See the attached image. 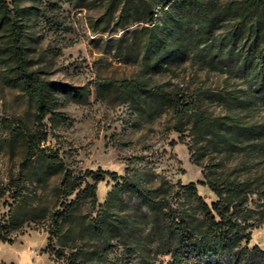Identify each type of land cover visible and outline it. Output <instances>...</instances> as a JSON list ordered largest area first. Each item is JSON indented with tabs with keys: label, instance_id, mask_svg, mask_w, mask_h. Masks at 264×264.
I'll list each match as a JSON object with an SVG mask.
<instances>
[{
	"label": "rangeland",
	"instance_id": "obj_1",
	"mask_svg": "<svg viewBox=\"0 0 264 264\" xmlns=\"http://www.w3.org/2000/svg\"><path fill=\"white\" fill-rule=\"evenodd\" d=\"M243 2L185 0L164 7L160 0H5V4L0 0L1 13L10 12L4 19L0 16V222L16 237L13 243L0 240V264H66L57 249L85 252L84 264H97L93 262L97 252L103 253L107 264H139L142 255L167 264L172 258L165 253L168 240L155 227L169 208L200 218L197 200L185 194L180 184L206 181L210 173L245 180L256 190L249 193L251 211L244 212L251 239H243L241 247L250 250L258 245L264 250V135L257 142L244 139L241 147L221 139L198 136L195 140L189 119L184 121V133L176 130L173 107L152 105L140 97L136 101L106 83L128 78L163 84L199 99L201 111L213 121L233 113L264 124V102L243 109L229 101L233 95L247 94L243 55L261 40L253 32L255 15L248 11L244 15ZM13 22L25 31L29 69L49 83L50 111L41 124L37 97L25 89L16 70ZM168 23L174 42L167 48L179 44L181 52L158 68L152 57L156 47L150 42L154 30ZM219 44L234 48L233 64L224 67L219 55L209 53ZM54 86L58 89L52 90ZM29 129H40L45 136L42 146L58 151L63 164L48 184L36 179L26 185L25 215L10 226L14 193L8 186L25 156ZM98 168L129 175L137 188L125 185L122 196L116 194L106 205L117 181H95L85 175ZM66 175L76 187L69 198L90 182L97 187L98 204L83 195L63 234L55 237V247L48 248L50 214L61 209L66 198L62 188ZM138 187L152 191L159 205L150 207ZM198 188L209 203L218 198L207 184ZM103 208L119 224L100 233L90 221ZM249 250L242 256L225 255L223 262L264 264V255ZM184 258L183 264H218L212 257Z\"/></svg>",
	"mask_w": 264,
	"mask_h": 264
},
{
	"label": "trees",
	"instance_id": "obj_2",
	"mask_svg": "<svg viewBox=\"0 0 264 264\" xmlns=\"http://www.w3.org/2000/svg\"><path fill=\"white\" fill-rule=\"evenodd\" d=\"M164 7L171 6L173 3L185 0H160ZM193 1V0H191ZM244 15L247 11L255 15L254 33L261 40L257 43L256 48H249L245 55H243V62L241 70L244 77L248 81L249 90L245 96L233 95L229 101L237 108H253L259 102H264V0H244ZM5 4V0H2ZM1 13V19L8 17L10 12L4 11ZM155 20L154 14L151 15L150 21ZM173 20L179 21L178 18ZM179 23V24H178ZM177 24L180 26V21ZM165 30L162 32V29ZM161 30H154V39L150 42V46L154 48L152 57L155 60V65L161 68L165 61L176 57L181 52L179 44H175L174 48H167L172 46L173 39L170 25H164ZM11 33L13 39L12 55L17 64L16 70L21 79L25 89L36 95L38 101L37 120L41 124L50 111L46 95H48L50 87L49 83L35 71L29 69V62L27 59L25 46V31L23 26L17 22L11 25ZM182 38L177 41L181 42ZM176 42V43H177ZM211 55L220 56L223 60L222 65L233 64L235 61L234 48H225L219 44L218 48H211L209 52ZM240 55V54H239ZM240 58L237 57V60ZM227 62V64L225 63ZM106 83L111 86H117L124 90L134 100L138 97L151 101L152 105L168 104L173 107L175 117L177 119L176 130L184 133V121L189 119L192 123L190 126L191 133L194 139L197 137L208 138L211 140L221 139V143L241 147L244 139H253L254 142L259 141L264 135V124L259 122H250L243 120L233 113L218 117L215 121L211 120L207 115L201 111V101L199 99H190L185 93L176 90H170L163 84H150L145 81L136 79H121L106 80ZM53 84L54 83H50ZM58 89L57 86L51 88ZM40 129H29L25 132L26 149L25 156L22 160L19 172L10 179L9 188L14 193V203L11 207V215L9 225L15 224L22 217L23 204H26V185L33 183L36 179L42 183L48 184L51 178L58 172V169L63 164L58 151L50 150L42 146V141L45 136L41 135ZM195 161H199L196 157ZM211 174V173H210ZM207 174V180L190 181L185 184H180L184 193L189 197L196 199L199 209L201 211L200 218H193L187 213H180L176 209L169 208L163 212L164 217L156 225L155 229L161 237L168 240V248L165 250L166 254H171V260L167 264H183L184 257H212L218 261V264H226L223 262L225 255H231L235 252L239 256L243 255L244 250H249L248 246L241 247V241L251 239L250 232H247L248 218L245 216V211H251L247 206L249 201V193L256 191L250 188V183L245 180L222 178L220 175L210 176ZM85 175L91 177L95 181L109 178L117 181V186L111 193V199L106 201V205H110L113 197L116 194L122 196L125 190V185H137L133 182L129 175H122L117 171L98 168L96 170L90 169L85 172ZM72 178L64 176L63 187L65 189V200L61 202V209L55 210L50 214L51 224L49 227V247L54 246L55 237L63 234L66 224L75 214L78 205L81 203L83 195H89L91 202L95 206L98 204L97 187L95 184L87 182L86 188L79 190L74 198H69L75 193L76 187L71 186ZM199 184H207L218 196L216 200L209 203L200 193ZM139 188V187H138ZM142 195L149 200V206L155 207L159 205L156 201V195L139 188ZM163 206L159 209L163 211ZM25 215V214H24ZM26 220L36 221L34 216H26ZM90 226L95 231L103 232L107 228L114 227L119 224L118 219L112 215L107 208L101 211L90 221ZM16 237L10 235V230L5 224L0 222V240L4 242L13 243ZM241 248L238 252L236 249ZM249 251L252 255H264V250L260 246L255 245ZM239 253V254H238ZM56 254L60 257L66 258V264H84L85 252L81 250L72 251L69 254L64 250L57 249ZM97 264H107L102 252H97ZM84 260H82L83 258ZM249 263L246 261L245 263ZM247 263V264H248ZM88 264H92L91 262ZM139 264H156L152 262L149 257L142 255V260Z\"/></svg>",
	"mask_w": 264,
	"mask_h": 264
}]
</instances>
